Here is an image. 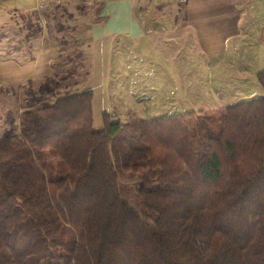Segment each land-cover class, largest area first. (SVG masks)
<instances>
[{
    "label": "trees",
    "instance_id": "1",
    "mask_svg": "<svg viewBox=\"0 0 264 264\" xmlns=\"http://www.w3.org/2000/svg\"><path fill=\"white\" fill-rule=\"evenodd\" d=\"M55 84L0 138V264H264V96L95 131Z\"/></svg>",
    "mask_w": 264,
    "mask_h": 264
},
{
    "label": "crops",
    "instance_id": "2",
    "mask_svg": "<svg viewBox=\"0 0 264 264\" xmlns=\"http://www.w3.org/2000/svg\"><path fill=\"white\" fill-rule=\"evenodd\" d=\"M252 1L0 0V138L9 129V121L18 127L22 114L36 109L33 100L41 96L40 88L47 80L61 69L78 67L73 62L74 52L83 64H79L81 69L87 61H95L93 54H98V59L107 54L110 70H124L125 78L130 79L131 90L125 89L133 106L122 109L124 114L129 113L126 117L132 114L135 120H151L193 112L195 109L174 107L181 100V92L176 88L169 91V85L152 84L160 89L152 96L149 77L154 69L148 63L134 65L125 58L133 54L140 40L141 47L176 56L181 76H187L184 90L188 97L195 96L200 86L201 92L206 88L208 102L224 105L253 99L256 81L252 91L246 88L252 78L246 62L247 56L253 55V44L248 43L253 33L246 25L255 11ZM55 7L65 16L61 19L64 21L56 26L47 16L41 19V26L37 24L36 32L19 37L22 25L30 24L31 18L17 24L18 14L36 12L42 13V18ZM263 29L261 26L258 31L261 44ZM12 30L17 32L11 34ZM68 30L77 38L65 52L61 40ZM74 46L76 49H72ZM66 53H70L68 58H64ZM236 54L242 57L236 60ZM165 69L164 65L159 68L163 72ZM134 72L138 74L132 75ZM136 76L138 81L132 80ZM143 76L147 78L145 85L139 80ZM80 86V82H74L73 87L79 90L73 93L81 92Z\"/></svg>",
    "mask_w": 264,
    "mask_h": 264
},
{
    "label": "rangeland",
    "instance_id": "3",
    "mask_svg": "<svg viewBox=\"0 0 264 264\" xmlns=\"http://www.w3.org/2000/svg\"><path fill=\"white\" fill-rule=\"evenodd\" d=\"M255 5V11L254 14L248 18L247 27H249V32L253 33V36L249 37V39H252V42L248 41V43L253 44V55H248L246 62L247 65H249V70L252 73V78L250 77L249 82L247 83V90L252 91L253 83L256 81V86L254 87V98H261L264 96V90L258 83L257 75L260 72H264V29H263V41L262 44L260 42V39L258 37V31L261 26H264V0H255L252 1ZM49 14H45L42 16V18L39 16L42 13L37 14H18V22L17 24H22V22L26 21V18L30 19V24L27 23L26 25H22L24 28L22 29L23 32L19 33L23 37L26 34H32L37 31V24L38 26L42 25L41 19L46 20V17H49V20L51 22L52 19H54L55 25L58 24V21H64L61 20L64 15H62L61 10L59 7H55L53 10L49 11ZM16 15V14H14ZM66 20V19H65ZM61 24V23H59ZM57 26V25H56ZM25 29V30H24ZM14 32L17 31H11V34H14ZM64 37H62L61 45L62 49L68 51L71 49L69 47V44H75L76 36L72 35L71 32H66L63 34ZM248 44V45H249ZM141 40L138 42V45L136 48L132 50L131 56H125L127 62H133L134 65H139L140 63H148L153 71H151L150 75V83L151 86L149 88H153V94L156 95L158 92L160 93V89L152 86V84L161 83L163 85H169L167 86L169 88V91H175L176 90L181 92V97L179 101H177L174 104L175 108H182L185 110H193L196 114L202 112V113H219L224 110L225 107L233 104H219V103H213L211 100L208 102V96L206 95V88H203V92H201L202 87L198 86L196 88L197 94L195 96L188 97L186 94V91L184 90L185 84H188L187 82V76H181V71L177 67V60L176 56H174L173 53L170 54H163L162 51L156 50L153 48H145L142 46ZM250 47V45H249ZM72 49H76L75 46ZM73 53V52H72ZM70 53L64 54V58H68ZM75 59H73V62H76L78 64V67L73 68H65L61 69L62 71L58 72L57 75L52 79L56 84L53 85L54 90H57L59 95H67L69 93H73L75 91H78L79 87H73L74 82H80V91H88L91 90L93 92V103H92V117H93V129L95 131H100L105 127V118L104 115L107 114L115 116L116 119H112V121H120L123 124H131L135 123L136 120L133 119V115L126 117V115H129V113H123L122 109L124 107H130L129 104V96L126 92L127 90H131V87L128 86L131 85L130 79L125 78V72L124 70H110L111 66H109V55L106 54L105 57H101V59H98V54H93V58L95 61H92L91 63L87 64L85 63L84 69H81V61L79 60L78 56H76V52L73 53ZM73 57V58H74ZM242 55H240L237 58V54L234 56L236 60H239ZM74 64V63H73ZM81 64V65H79ZM165 66L167 70L160 71L159 68L162 66ZM141 72H139L140 74ZM132 75H137L138 72L131 73ZM146 77L143 76L141 79V84L145 85L146 83ZM132 80L138 81L137 76L132 77ZM144 80V82H143ZM182 80V84H181ZM254 81V82H253ZM180 84V86H178ZM176 86V87H175ZM166 88V89H168ZM208 89V88H207ZM256 89V90H255ZM155 91V92H154ZM166 91V90H165ZM140 93V91L138 92ZM176 98V97H175ZM192 100V101H191ZM191 101V102H189ZM136 105V104H135ZM192 105V106H191ZM225 107H223V106ZM222 106V108H221ZM182 111V110H180ZM190 113V112H189ZM118 117V119H117Z\"/></svg>",
    "mask_w": 264,
    "mask_h": 264
}]
</instances>
